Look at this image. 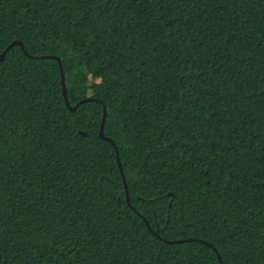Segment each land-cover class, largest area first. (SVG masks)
Listing matches in <instances>:
<instances>
[{
	"label": "trees",
	"instance_id": "trees-1",
	"mask_svg": "<svg viewBox=\"0 0 264 264\" xmlns=\"http://www.w3.org/2000/svg\"><path fill=\"white\" fill-rule=\"evenodd\" d=\"M15 40L92 100L0 61V264H264V0H0Z\"/></svg>",
	"mask_w": 264,
	"mask_h": 264
},
{
	"label": "water",
	"instance_id": "water-1",
	"mask_svg": "<svg viewBox=\"0 0 264 264\" xmlns=\"http://www.w3.org/2000/svg\"><path fill=\"white\" fill-rule=\"evenodd\" d=\"M15 45H18L22 48V50L24 51V53L28 56V57H32V58H35V59H53L57 62V65L59 67V72H60V83H61V90H62V94H63V100H64V103H65V107L70 110V111H74L76 109V107L84 102V101H87V100H92L91 98H87L85 100H81L80 102H78L75 106L71 107L70 104L68 103V100H67V94H66V87H65V84H64V74H63V71H62V67H61V60L55 56V55H43V56H30L24 49L23 47V44L20 42V41H12L10 42L9 45H7L4 50L0 53V61L3 60L6 52H8L13 46ZM102 119H101V122H100V126H99V137L102 139V140H105L107 142H109L113 148H114V151H115V154H116V158H117V165L119 167V170H120V173H121V176H122V180H123V183H124V188H125V199H126V202L129 206H131L130 204V200H129V195H128V190H127V185L125 183V177L123 175V172H122V168H121V164L119 162V159H118V153H117V149L115 147V144L113 142V140L111 138H108L104 135V131H103V127H104V121H105V115H106V109L105 107L103 106V110H102ZM82 135H84L83 133H81ZM144 219V218H143ZM145 220V219H144ZM146 222V221H145ZM146 226L148 228V230H150L158 239H160V237L151 230L149 224L146 222ZM191 240H195V241H199L203 244H206L208 245L209 247H211L213 249L214 252H216L214 246L210 243H207L203 240H199V239H193V238H187V239H180V240H174V241H167L169 243H182V242H185V241H191ZM217 257L220 261V256L217 254Z\"/></svg>",
	"mask_w": 264,
	"mask_h": 264
}]
</instances>
